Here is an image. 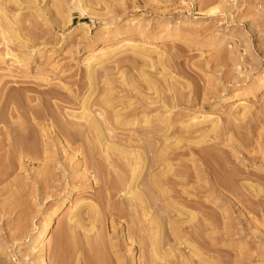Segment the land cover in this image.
I'll use <instances>...</instances> for the list:
<instances>
[{
	"label": "rangeland",
	"instance_id": "rangeland-1",
	"mask_svg": "<svg viewBox=\"0 0 264 264\" xmlns=\"http://www.w3.org/2000/svg\"><path fill=\"white\" fill-rule=\"evenodd\" d=\"M0 11V264H264V0Z\"/></svg>",
	"mask_w": 264,
	"mask_h": 264
},
{
	"label": "bare ground",
	"instance_id": "bare-ground-1",
	"mask_svg": "<svg viewBox=\"0 0 264 264\" xmlns=\"http://www.w3.org/2000/svg\"><path fill=\"white\" fill-rule=\"evenodd\" d=\"M0 13H1V11H0ZM4 14V13H3ZM6 18V17H5ZM1 19V18H0ZM7 20V19H6ZM1 22H4V20H2V21H0V23ZM2 24V23H1ZM1 24H0V28H1V30L0 31H3L4 29H3V26L1 27ZM3 24H5V23H3ZM9 25V24H8ZM8 27V26H7ZM5 29H6V27H4ZM3 29V30H2ZM6 31V30H5ZM8 32V31H7ZM3 33L5 34V32L3 31ZM2 33V35H4ZM1 35V36H2ZM6 39V38H5ZM2 49V48H1ZM18 49V48H17ZM2 53V52H1ZM242 101V100H241ZM240 101V105H244L246 102H241ZM104 125V124H103ZM102 126V125H101ZM80 127V126H79ZM105 127V126H104ZM59 128V127H58ZM67 128V127H66ZM83 129V128H82ZM107 129V128H106ZM61 130V129H60ZM21 132V131H20ZM64 132V131H63ZM70 132V131H69ZM25 133V132H24ZM62 133V132H61ZM91 133H92V131H91ZM20 134V133H19ZM28 134H29V132H28ZM31 134V133H30ZM17 135V134H16ZM34 135V134H33ZM81 135H82V133H81ZM15 136V135H14ZM19 137H20V135H19ZM18 137V138H19ZM23 138V137H22ZM13 139V138H12ZM32 139V138H31ZM2 142V141H1ZM12 142H14V141H12ZM88 142V141H87ZM15 144V143H14ZM19 144V143H18ZM90 144V143H89ZM93 144V143H92ZM12 145V144H11ZM25 145H27V144H25ZM16 146V145H15ZM95 147V146H94ZM104 147V146H103ZM122 149V148H121ZM91 150V149H90ZM85 151V150H84ZM12 153V152H11ZM106 155V154H105ZM110 155V154H109ZM32 156V155H31ZM94 156V155H93ZM96 156V155H95ZM123 156H125V155H123ZM136 156V155H135ZM128 157V156H127ZM87 158V157H86ZM96 158V157H95ZM131 159H132V157H131ZM96 160V159H95ZM94 161V160H93ZM114 161V160H113ZM129 161V160H128ZM139 161V160H138ZM95 163V162H94ZM96 164V163H95ZM111 164V163H110ZM131 164V163H130ZM133 164V163H132ZM70 165V164H69ZM122 166V165H121ZM124 166V165H123ZM132 166V165H131ZM97 167V166H96ZM117 167V166H116ZM125 167V166H124ZM114 168V167H113ZM118 168V167H117ZM127 168V167H126ZM97 169V168H96ZM105 169V168H104ZM107 169V168H106ZM109 169V168H108ZM136 169V168H135ZM114 170V169H113ZM112 170V171H113ZM116 170V169H115ZM127 170V169H126ZM95 171V170H94ZM99 171V170H98ZM102 171V170H101ZM105 171V170H104ZM143 171V170H142ZM100 172V171H99ZM130 171H128V173H129ZM113 173V172H112ZM123 173H124V171H123ZM126 173V172H125ZM117 174V173H116ZM102 175V174H101ZM107 175V174H106ZM121 175V174H120ZM116 176V175H115ZM103 178V177H102ZM117 178V177H116ZM116 180V179H115ZM120 180V179H119ZM125 180V179H124ZM123 180V181H124ZM122 181V180H121ZM117 183V182H116ZM122 183V182H121ZM132 184V183H131ZM125 185V184H124ZM115 186H117L116 184H115ZM112 192V191H111ZM129 194L131 195V193L129 192ZM104 196V195H103ZM101 198V197H100ZM112 198V197H111ZM132 198V197H131ZM113 203V202H112ZM128 203V202H127ZM139 203V202H138ZM125 206V205H124ZM96 207V206H95ZM113 207V206H112ZM95 209V208H94ZM122 210V209H121ZM132 211V210H131ZM96 212V211H95ZM132 213V212H131ZM142 213V212H141ZM133 215V214H132ZM99 216V215H98ZM129 217V216H128ZM133 217V216H132ZM54 222H53V220L51 221V223L49 224V225H52ZM132 223V222H131ZM141 228V227H140ZM133 229V228H132ZM131 229V230H132ZM138 230V229H137ZM140 230V229H139ZM148 231V230H147ZM131 232V231H130ZM134 232V231H133ZM133 232H131V233H133ZM131 235V234H130ZM152 235V234H151ZM155 236V235H154ZM136 238V237H135ZM94 239V238H93ZM145 239V238H144ZM96 240H98V239H96ZM72 241L74 242V239H72ZM143 241V240H142ZM106 242V241H105ZM151 243V242H150ZM97 245V244H96ZM151 245V244H150ZM60 247V246H59ZM95 247V246H94ZM98 247V246H97ZM73 248V247H72ZM105 248V247H104ZM151 248V247H150ZM71 249V248H70ZM92 249V248H91ZM63 250V249H62ZM97 251V250H96ZM63 252V251H62ZM100 252V251H99ZM98 253V252H97ZM93 254H95V253H93ZM104 255V254H103ZM105 255H106V253H105ZM96 256V255H95ZM97 258V257H96ZM145 261V260H144ZM106 263V262H105ZM121 264V263H120Z\"/></svg>",
	"mask_w": 264,
	"mask_h": 264
}]
</instances>
